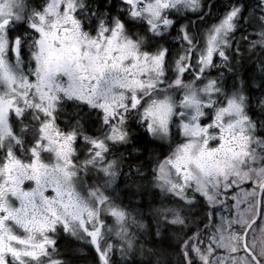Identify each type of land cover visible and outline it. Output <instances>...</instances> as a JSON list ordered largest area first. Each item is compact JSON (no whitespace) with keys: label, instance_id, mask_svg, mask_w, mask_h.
Here are the masks:
<instances>
[{"label":"snow or ice","instance_id":"obj_1","mask_svg":"<svg viewBox=\"0 0 264 264\" xmlns=\"http://www.w3.org/2000/svg\"><path fill=\"white\" fill-rule=\"evenodd\" d=\"M262 221L264 0H0V264H264Z\"/></svg>","mask_w":264,"mask_h":264},{"label":"rangeland","instance_id":"obj_2","mask_svg":"<svg viewBox=\"0 0 264 264\" xmlns=\"http://www.w3.org/2000/svg\"><path fill=\"white\" fill-rule=\"evenodd\" d=\"M241 197V200L243 201L238 206V211L242 214L244 218H246V221L250 222L252 217L256 215V201L252 197H245V194L243 192H240L238 194ZM245 222V221H242ZM264 223V221H262ZM237 230H242L237 225ZM219 238V237H218ZM248 243L249 246H253V243H255L257 250H260L262 246H264V230H261L259 227H254L253 231L249 233L248 236ZM221 245L226 250V253L228 255H231V249L232 247L240 248L242 247V238L236 237L233 239L232 233L228 232L227 230L223 233V239L221 240ZM226 257H221V259H225ZM228 264H232L231 260L228 261ZM237 264H239V261L237 260Z\"/></svg>","mask_w":264,"mask_h":264},{"label":"trees","instance_id":"obj_3","mask_svg":"<svg viewBox=\"0 0 264 264\" xmlns=\"http://www.w3.org/2000/svg\"><path fill=\"white\" fill-rule=\"evenodd\" d=\"M194 215H196V214L194 213ZM89 262H90V258H89ZM169 264H171V261H169Z\"/></svg>","mask_w":264,"mask_h":264}]
</instances>
